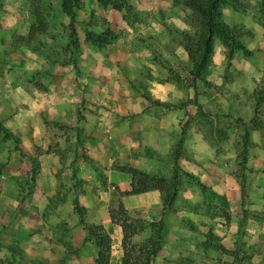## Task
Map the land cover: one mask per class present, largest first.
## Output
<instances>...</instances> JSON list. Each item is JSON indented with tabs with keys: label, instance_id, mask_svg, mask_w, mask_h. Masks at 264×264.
Returning <instances> with one entry per match:
<instances>
[{
	"label": "rangeland",
	"instance_id": "1",
	"mask_svg": "<svg viewBox=\"0 0 264 264\" xmlns=\"http://www.w3.org/2000/svg\"><path fill=\"white\" fill-rule=\"evenodd\" d=\"M69 4L67 13L62 0H0V79L6 83L0 87V126L8 131L19 128L25 143H31L22 150L13 136L0 138V192L22 197L16 205L8 202L2 208L0 264L23 257L19 243L35 232L42 233V227L47 228L45 235L53 243L47 253L49 264H65L70 254L79 258L70 264H95V233L89 235L86 228L102 226L97 216L102 204L116 214V221L102 227L106 234L103 244H108L104 253L107 264H121V222L132 228L129 242L134 247L130 251L140 262L264 264L262 0H234L220 8L221 21L242 30L239 40L250 54L234 50L227 57L215 37L200 77L191 73V62L181 46L183 33L194 29L192 14L182 3L70 0ZM56 84L69 87L59 103L60 130L53 144L47 142V92ZM151 84L179 86L180 133L171 138L174 163L173 169L164 171L165 177L135 168L143 157L138 151L132 154L133 168L139 172L133 178H142L146 184L158 178L164 185V205H169V210L183 209L187 204L188 214L182 220L186 235L172 228L173 219L165 221L155 200L122 202L115 193L120 192L116 185L114 192L106 195L112 185L107 182L108 168L129 167L123 153L106 151L94 158L98 153L78 145L83 135L79 124L87 114L89 123L95 114L123 117L128 107L125 98L149 99ZM214 92L226 96L228 105L212 106L209 97ZM170 105L165 101L163 107ZM29 123L39 130L38 137L26 134ZM195 132L201 133L213 149V158L205 164L184 147L183 138ZM184 165L193 172L186 171ZM201 165L209 171V179L202 177ZM49 173L55 179L51 185L55 197L50 201L68 197L64 210L68 216L55 220L53 205L47 208V202L36 213L35 207L30 212H18V204L31 203L27 198L31 192L47 194ZM185 181L196 186L192 201L175 200V186ZM91 193H98L100 201L85 197ZM72 209L80 215L70 216ZM201 214L205 218L198 216ZM21 219L33 223L31 233L24 228L17 233L13 226H21ZM173 240H185L188 248L175 249L170 246Z\"/></svg>",
	"mask_w": 264,
	"mask_h": 264
},
{
	"label": "crops",
	"instance_id": "2",
	"mask_svg": "<svg viewBox=\"0 0 264 264\" xmlns=\"http://www.w3.org/2000/svg\"><path fill=\"white\" fill-rule=\"evenodd\" d=\"M2 22L3 18L0 16V26H2ZM1 84L6 83L4 82V80L0 79V87ZM223 85L226 86L228 84ZM68 87V84H56V86L53 85L52 87H50V91L47 92V134L49 133L50 136V138L47 136V142L52 141L53 144H55L57 141L54 135H57V131L60 130L61 113L58 111L59 103L63 101V98L66 97L68 93ZM178 88L179 86H176V84H151V86L148 87V90L150 91L149 99H151L152 102L149 101V99H139L133 97L132 95H129V97L125 98L126 100L124 103L128 107L126 108V110H124L125 115L123 117L118 114L116 115L115 113H108L107 115L95 114L91 116L89 123V115L87 114L85 120L83 119L84 121L82 123L80 122L79 124V126H81V128L83 129V135L78 138L80 141L78 145L83 148L87 147L89 152L95 151L96 153H98L97 155H93L94 158H99L101 157V155L103 156L104 154H106V151L111 153L116 151L119 153H123V160L126 165H129V167L125 170L117 169L115 167L108 168L107 182L112 183V185L110 186L111 189H108L106 195L110 192H114L113 189L116 185L117 189H119L120 192L115 193L117 194L118 199L122 202L126 203L132 200L148 201V199H153L155 200L154 202L158 203V205L160 206L159 212H164L163 218H165V221L168 222L173 219V221H175V224H173L174 226L172 228H174L175 231L182 232V235H186L182 220L184 215L188 214V211H186L188 210L187 204H183V209L178 208L169 210V205H163L165 193L164 190L162 188H158L155 185L143 191L134 193L131 192L132 183L135 181V178H133L131 172V169L133 168V153L139 151L143 155L141 161L136 162L134 167L141 170L151 171L157 177H165L164 171H167V169H173L174 162L172 161L173 157L170 154L171 149L169 146L170 143H172L171 138L180 133L181 118L179 112L180 98ZM161 89H165L167 92L164 94L163 92H160L162 91ZM130 93H132V91H130ZM1 97L2 94L0 95V98ZM8 97L13 98L12 95H8ZM96 97L97 96H95V99ZM27 98L29 100L31 99L29 95L27 96ZM224 98L223 95H219L217 92H214L209 97V102L212 106L217 104L218 106H221L223 104L228 105L226 96ZM165 101H170L171 103L168 109L166 107H163L165 105ZM213 109L214 108L212 107L208 110L212 111ZM213 115L214 114L212 113L211 117H213ZM70 121L74 123V117H71ZM76 125L78 124H75V126ZM29 126L32 128L30 129ZM29 126L27 127L26 131V134L28 136L29 133L31 135V138L35 137L36 133H38L39 135V130L36 128V126H33V123H29ZM3 127L4 129H6L4 125ZM55 130L56 134H53L55 133ZM5 131L10 134L9 137L13 136L14 141L16 140L18 142V148L23 147L22 150H24V148L26 149L29 147V145H31V143H25V135L23 131L19 130V128L12 129L10 130L11 132L8 130ZM38 135L36 137H38ZM0 138H4L3 132ZM183 142L186 151L190 152L193 157L195 156L199 162L204 163L210 158H213V149L207 143V141H205L201 133H191V135H187L183 138ZM30 148H33V146H30ZM17 150L19 153V149ZM151 153L154 155H152ZM200 167L202 171V177L205 179H209L211 177V175H209L210 173H208L209 171H207V169H205L204 171V169H202L203 165H201ZM184 169L186 171L193 172V170H191L189 166L184 165ZM49 176L52 177L50 173ZM215 176L217 175L215 174ZM50 177H47V194L42 195L39 193L38 196H36V193L34 194V192H31V194H29L27 197L29 201H31V203L18 204V212H30L34 207L36 208L33 209L34 212L40 211L41 207L47 202V208L53 205L51 207H53V211L55 210V220L60 221L62 220V218H66V216H68V212H64L65 205L68 204V197L64 196L59 201L56 198V201H50L55 197L53 189H51V185L52 183H55V179L53 177ZM154 183L155 182H153L152 184ZM222 184L219 185V187L222 186ZM175 188L177 189L175 190V200L182 202L192 201L191 199L193 191L196 190V186L193 183L191 184L190 182L185 181L181 186L177 185V187L175 186ZM97 194L91 193L85 197L87 198L91 196V199L100 201V199L97 198ZM21 198L22 197H20L18 193L12 192L10 194L0 192V208H4L8 202H12V204L16 205L21 200ZM23 201L26 202L25 199ZM147 206L148 204L145 203V207ZM97 211V216L101 218V220L99 221L102 223L101 227L106 228V222L107 224H111V211L106 210L103 204L98 206ZM18 214L20 215V213ZM4 215L5 214L3 212V209L0 210V218H2ZM69 215L73 217L79 216L75 209L69 211ZM195 215L197 216V214ZM198 216L200 218H205L203 214ZM21 221L23 223L21 226H13L15 229H18L17 233L24 232L22 231V228L28 230L31 233L33 223H30L29 219H27L26 221H24V219H21ZM42 230V233L35 232L34 234L28 236L26 241H22L21 243H19L18 247H21V255L24 256L19 257V259L15 260L10 258L11 264H49V261L51 260H48L47 262V253L53 246V243L47 240V235H45L47 234V228L42 227ZM184 241L173 240L170 246L179 250L187 249L188 243ZM70 256L71 258H69ZM70 256L66 259L65 264H70V262L72 261L79 260V258H76L71 254Z\"/></svg>",
	"mask_w": 264,
	"mask_h": 264
},
{
	"label": "trees",
	"instance_id": "3",
	"mask_svg": "<svg viewBox=\"0 0 264 264\" xmlns=\"http://www.w3.org/2000/svg\"><path fill=\"white\" fill-rule=\"evenodd\" d=\"M185 5L191 12L193 18L194 29L191 32H184L182 35L181 46L186 52L188 59L191 62L192 69L191 73L195 77H200L202 73L206 70L209 62V55L212 50V40L217 37L224 49L225 55L230 57L234 50H240L243 55L247 56L250 51L246 49L240 42L239 36L241 35V29L237 26H229L220 19V8L229 2L234 0H175ZM63 8L67 13L70 11V0H62ZM262 5L264 6V0H262ZM73 32V30H71ZM98 41V40H97ZM100 42V41H99ZM97 43V42H96ZM0 131L3 132V137L8 138L9 133L5 131L3 127L0 126ZM16 141V140H15ZM132 175L139 173L135 168L131 169ZM160 178V177H159ZM156 179V178H155ZM157 186L158 188L164 189L162 182L155 181L154 184H146L142 178H135L132 183L131 192H139L148 189L152 186ZM163 199V205H164ZM80 215V211L78 212ZM116 214L112 211L110 212V219L115 220ZM121 227V264H148L147 262H140L136 257L131 254L132 244L129 242V233L132 231L130 224H125V222L119 223ZM96 230V231H94ZM86 232L89 235L95 233L94 244L97 248L95 264H107V258L105 257V250L108 248V244H103V239L105 240L106 234H103V229L101 226L87 227ZM128 244L130 245L128 247ZM106 245V246H105ZM150 247L152 245L150 244ZM135 249V248H134ZM139 250V247L137 248ZM138 250H135L138 252Z\"/></svg>",
	"mask_w": 264,
	"mask_h": 264
}]
</instances>
